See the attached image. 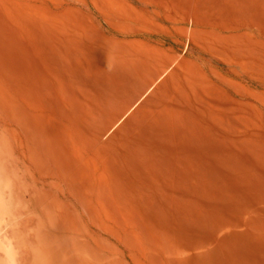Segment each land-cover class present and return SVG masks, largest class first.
<instances>
[{
  "label": "rangeland",
  "instance_id": "1",
  "mask_svg": "<svg viewBox=\"0 0 264 264\" xmlns=\"http://www.w3.org/2000/svg\"><path fill=\"white\" fill-rule=\"evenodd\" d=\"M0 261L264 264V0H0Z\"/></svg>",
  "mask_w": 264,
  "mask_h": 264
},
{
  "label": "clouds",
  "instance_id": "2",
  "mask_svg": "<svg viewBox=\"0 0 264 264\" xmlns=\"http://www.w3.org/2000/svg\"><path fill=\"white\" fill-rule=\"evenodd\" d=\"M0 264H4V262L3 261H0ZM10 264H15V262L14 261H11Z\"/></svg>",
  "mask_w": 264,
  "mask_h": 264
}]
</instances>
